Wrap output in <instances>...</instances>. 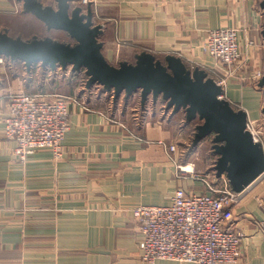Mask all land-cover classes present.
<instances>
[{
    "label": "crops",
    "instance_id": "0c3cea01",
    "mask_svg": "<svg viewBox=\"0 0 264 264\" xmlns=\"http://www.w3.org/2000/svg\"><path fill=\"white\" fill-rule=\"evenodd\" d=\"M260 2L95 0L91 7L95 22L102 26L99 40L109 63H131L146 51L157 57L174 54L210 72L215 62L203 46L211 29L237 28L242 48L246 38L260 45L251 51L254 68L264 61ZM31 16L16 0H0V31L20 36L16 32L24 27L16 19ZM9 73L5 92H30L25 76L15 73L9 78ZM45 85L32 93H56L57 85ZM67 95L75 101L68 106L70 128L58 161L51 151L39 150L21 162L14 155V142L4 138L0 121V264H146L140 258L141 236L132 208L167 205L179 187L187 194L205 191L200 183L180 175L178 166L193 164L196 172H213L216 156L197 150L201 142L192 147L190 133L174 135L177 122L183 121L185 128L191 123L181 112L165 107L158 115L152 99L145 105L136 94L115 99L99 87ZM224 97L243 109L249 120L263 114L264 87L232 80ZM263 180L233 211L235 225L244 235L239 264H264Z\"/></svg>",
    "mask_w": 264,
    "mask_h": 264
},
{
    "label": "built area",
    "instance_id": "2783aa9c",
    "mask_svg": "<svg viewBox=\"0 0 264 264\" xmlns=\"http://www.w3.org/2000/svg\"><path fill=\"white\" fill-rule=\"evenodd\" d=\"M72 4L92 6L95 0H74ZM258 46L246 38L242 48L237 28L209 30L203 50L215 66L208 75L224 91L231 78L240 82L249 80L258 86L264 76V61L254 68L251 53ZM10 69L12 63L0 56V121L4 138L14 142V155L23 163L39 150H49L55 161L60 160L70 128L68 106L75 101L74 97L48 92H5L3 84ZM222 97L225 98L224 93ZM246 130L264 150V114L258 119H247ZM174 151L175 146H170L169 152ZM187 166L189 171L184 170ZM178 168L180 175L200 183L205 191L187 194L179 187L167 205L141 204L132 208L131 217L141 236V260L146 264L160 260L239 264L244 235L235 225L233 211L258 180L243 191L234 192L228 180L224 176L217 178L214 171L202 174L195 171L193 164ZM261 226L264 227V222Z\"/></svg>",
    "mask_w": 264,
    "mask_h": 264
},
{
    "label": "water",
    "instance_id": "95a60500",
    "mask_svg": "<svg viewBox=\"0 0 264 264\" xmlns=\"http://www.w3.org/2000/svg\"><path fill=\"white\" fill-rule=\"evenodd\" d=\"M16 1L23 13L34 16L48 31L65 33L71 41L37 36L23 39L2 30L0 56L23 63L27 70L35 64L51 70H84L87 89L99 85L115 99L136 94L142 105L150 98L161 99L167 110L181 111L187 123H197L192 147L210 140L216 156V177L224 176L234 192L243 191L264 176V150L246 130L247 113L222 97L223 88L205 70L190 69L174 54L158 58L146 51L137 54L134 62L112 65L102 52V26L95 22L91 5L74 6V0H54V5L40 0ZM260 8L264 12V0ZM258 86L264 87V76Z\"/></svg>",
    "mask_w": 264,
    "mask_h": 264
},
{
    "label": "rangeland",
    "instance_id": "374dc122",
    "mask_svg": "<svg viewBox=\"0 0 264 264\" xmlns=\"http://www.w3.org/2000/svg\"><path fill=\"white\" fill-rule=\"evenodd\" d=\"M51 2H52V0H45L44 3H45V5H52V4H50ZM16 20H18V22H21L22 26L24 27L23 30L18 31L16 33H19L20 36L26 37L25 39H30L33 36H37V37H41V38L42 37H51L54 40L63 41V42H68V40H69V38L63 32L48 31L46 29V27L44 26V24L41 23L35 17L31 16V18H28V19H26V17H24V18H20L19 17ZM158 58H162V57H158ZM185 63L188 65V67L190 69H194L195 67H199L198 64L187 63V62H185ZM115 65H117V64H115ZM24 67L25 66L22 63L21 65L18 64L17 70L14 69L11 73H9V71H8L9 78H10V76H16L15 73L24 76V74H26ZM199 68L205 70L202 67H199ZM70 70H71L70 67H66L65 70L57 69L55 78L53 77V74H51V72L48 71V73L45 75V79L44 80H42L39 77V71L36 70V69L31 71L32 72L31 75L30 74H28V75L31 76V81H33V83L36 85L35 86L36 88L40 87V86L47 87L45 84L52 85L53 83H55V86L57 85L55 87L56 94L68 96L67 94H69V93H72V95H74L75 93L77 94L78 93V89H82L81 85H83V79H82L83 77H82L81 74L77 76V79L81 80V82H79V84L77 86H76V84H77L76 81L77 80L69 79L70 78V76H69L70 75V73H69ZM206 72L208 73V71H206ZM27 78H30V77H27ZM25 80L27 81L28 79H25ZM232 80L237 81V82H239L241 84H246V85H250V86L253 85L252 82H250L249 80H247L245 82L244 81L240 82L239 79H234V78L233 79L232 78L228 79V82H231ZM41 82H43V83H41ZM155 105H156V109H155L156 113H158V115H160V113L163 112V107L166 106V103L161 102L159 99H156L155 100ZM169 110H171V109H169ZM166 112H168V111H166ZM181 114H184V113L181 112ZM195 124L196 123L193 124L191 122V124L189 125L190 127L189 128L188 127L185 128L183 126V121L182 122L179 121V122H177L176 126L173 129V131H174L173 134L176 135L177 132H178V134L185 132V133H190L193 136L194 135L193 127L195 126ZM187 129H188V132H187ZM182 130L184 132H182ZM192 139H193V137H192ZM181 141H183V139H181ZM201 144H202L201 147L196 146V147H198L197 150H200L201 153H208V155H211V157L215 158L214 157L215 155L212 153V150H211L210 140L209 139H205L203 142L201 141ZM262 182H264V180Z\"/></svg>",
    "mask_w": 264,
    "mask_h": 264
},
{
    "label": "trees",
    "instance_id": "16d2710c",
    "mask_svg": "<svg viewBox=\"0 0 264 264\" xmlns=\"http://www.w3.org/2000/svg\"><path fill=\"white\" fill-rule=\"evenodd\" d=\"M65 34V33H64ZM66 35V34H65ZM67 36V35H66ZM68 37V36H67ZM69 38V37H68ZM68 41H71L70 39L68 40ZM8 59V58H7ZM12 64H17L16 65V67H14V69L15 70H17V66H18V64H22V63H20V62H18V61H11L10 59H8ZM25 68V72H26V74L28 75V74H30L31 75V71L32 70H38L39 71V77L42 79V80H44L45 79V75L48 73V71L49 72H51V74H53V77L55 78V76H56V71H57V69H62L61 67H57L55 70H51L50 68H45V67H42L40 64H35V65H33L32 67H31V69L30 70H27L26 69V67H24ZM13 69V70H14ZM62 70H65V69H62ZM70 78L69 79H72V80H77L76 81V86L79 84V82H81V80L80 79H77V76L78 75H82V79H83V85H81L82 86V89H86V80H87V77L85 76V73H84V70H81V71H76V72H72V70H70ZM26 74H24V76H25V79H28L27 81H26V85H27V87L30 89L29 91V93H32V92H34L35 90H36V85L33 83V81H31V76H27ZM27 77H30V78H27ZM41 83H43V82H41ZM52 87H54L55 86V83H53L52 85H51ZM101 87V86H100ZM102 88V87H101ZM103 89V88H102ZM36 93V92H35ZM108 93H112V92H108ZM70 94H72V93H70ZM69 96V95H68ZM161 102H164V101H162L161 99H159Z\"/></svg>",
    "mask_w": 264,
    "mask_h": 264
},
{
    "label": "bare ground",
    "instance_id": "6f19581e",
    "mask_svg": "<svg viewBox=\"0 0 264 264\" xmlns=\"http://www.w3.org/2000/svg\"><path fill=\"white\" fill-rule=\"evenodd\" d=\"M184 170H185V171H189V170H190V167H189V166L184 167ZM262 178H263V177H262ZM262 178H261V179H262ZM261 179H259L257 182H259ZM257 182H256V183H257Z\"/></svg>",
    "mask_w": 264,
    "mask_h": 264
}]
</instances>
